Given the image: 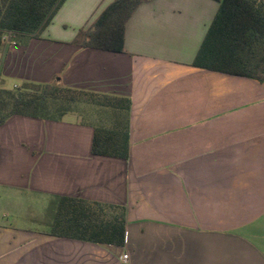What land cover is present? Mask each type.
I'll return each mask as SVG.
<instances>
[{"label":"crops","instance_id":"obj_1","mask_svg":"<svg viewBox=\"0 0 264 264\" xmlns=\"http://www.w3.org/2000/svg\"><path fill=\"white\" fill-rule=\"evenodd\" d=\"M112 1L65 0L38 35L0 45L2 88L130 100L127 159L91 152L101 116L0 125V264H264V83L192 65L218 3L144 0L121 52L73 44ZM57 196L124 206L123 245L30 227Z\"/></svg>","mask_w":264,"mask_h":264},{"label":"trees","instance_id":"obj_2","mask_svg":"<svg viewBox=\"0 0 264 264\" xmlns=\"http://www.w3.org/2000/svg\"><path fill=\"white\" fill-rule=\"evenodd\" d=\"M65 0H0V45L10 32L15 41L35 37L53 18ZM144 0H113L86 28H80L72 43L81 48L121 52L124 27ZM217 11L193 59L196 68L242 76L264 83V0H213ZM101 108L94 126L91 152L127 159L129 154L130 100L63 86L24 82L0 89V125L19 115L43 120H61L77 105ZM49 235L122 246L125 208L71 196L52 202Z\"/></svg>","mask_w":264,"mask_h":264},{"label":"rangeland","instance_id":"obj_3","mask_svg":"<svg viewBox=\"0 0 264 264\" xmlns=\"http://www.w3.org/2000/svg\"><path fill=\"white\" fill-rule=\"evenodd\" d=\"M10 39H14L12 34L10 35ZM12 83L22 85L23 82H21L18 79H7L5 87L10 86ZM102 109L91 105V104H84V105H77L73 112L71 114L76 116V119L80 121H87L90 123H98V118L101 116V111ZM69 114V117L72 116ZM31 215L33 214L34 216L36 215V220L35 217L33 218V221L30 222L29 224L30 227L39 229V230H49L52 218H53V204L51 202H47L43 204V206H33L31 210L28 211V214ZM39 218V219H38Z\"/></svg>","mask_w":264,"mask_h":264},{"label":"built area","instance_id":"obj_4","mask_svg":"<svg viewBox=\"0 0 264 264\" xmlns=\"http://www.w3.org/2000/svg\"><path fill=\"white\" fill-rule=\"evenodd\" d=\"M10 35H11L10 32H6L4 34V36L2 37V39L4 41H7V42H12V39H10ZM15 87H17V86L16 85H13V88H15ZM0 89H2V87H0ZM122 259L125 261L127 259V254L122 255Z\"/></svg>","mask_w":264,"mask_h":264}]
</instances>
